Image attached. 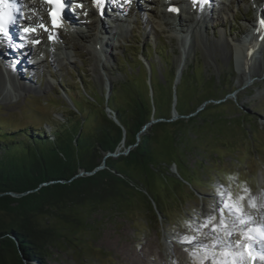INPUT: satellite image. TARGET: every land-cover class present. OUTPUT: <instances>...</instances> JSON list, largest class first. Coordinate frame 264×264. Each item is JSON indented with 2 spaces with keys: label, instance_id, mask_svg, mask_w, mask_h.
Returning <instances> with one entry per match:
<instances>
[{
  "label": "rangeland",
  "instance_id": "374dc122",
  "mask_svg": "<svg viewBox=\"0 0 264 264\" xmlns=\"http://www.w3.org/2000/svg\"><path fill=\"white\" fill-rule=\"evenodd\" d=\"M253 3L225 0L228 14L208 10L207 22L190 28L188 15L173 19L161 1L160 7L152 2L140 13L122 16L124 22L117 25L103 21L107 34L102 32L97 43L96 19L90 17L80 21L88 23L79 31L59 32L53 43L59 50L51 43L46 60L33 59L41 62L34 74L5 81L7 73L0 67V134L9 137L28 130L50 135L59 122L75 120L72 101L88 113L84 117L102 111L110 117L107 99L127 102L137 94L147 102L154 92L157 115H164L179 68L178 111L185 112L193 98L192 106L201 103L211 82L217 90L216 101L201 103L185 118L208 116L214 123L204 131L215 134L198 138L190 129V140L186 136L182 149H176L172 131L155 128L154 156L163 166L142 184L149 198L134 192L118 203L122 213L111 206L93 212L88 228L71 230L67 247L52 250L45 264H140L143 258L144 264H208L216 245L229 243L243 226L257 223L264 229V44L247 68L233 46L255 19ZM146 65L152 69L150 79ZM27 85L30 91L19 89ZM132 148L121 144L115 154ZM259 193L263 197L256 198Z\"/></svg>",
  "mask_w": 264,
  "mask_h": 264
},
{
  "label": "trees",
  "instance_id": "16d2710c",
  "mask_svg": "<svg viewBox=\"0 0 264 264\" xmlns=\"http://www.w3.org/2000/svg\"><path fill=\"white\" fill-rule=\"evenodd\" d=\"M170 83L172 90L173 80ZM211 85L201 103L217 100V90L212 82ZM153 95L147 102L137 94L130 95L127 102L115 97L107 99L106 108L118 123L105 111L84 117L88 113L72 101L75 120L59 122L50 135L33 130L18 137L0 134V264H45L52 250L66 246L71 230L88 228L87 220L93 212L111 206L122 213L118 203L126 202L134 192L148 199L142 184L163 166L154 156L155 128L171 130V145L176 149H182L186 136L190 140V129L198 138L202 133L215 134L213 129L204 131L206 124L214 123L208 116L185 119L201 104L192 106L194 98L183 112L178 111L176 96V112L183 118L167 123L162 121L170 118L173 95L169 96L164 115H157L154 92ZM152 114L162 121L139 136ZM219 120L222 116H218ZM121 144L124 149L133 148L125 156L107 158L103 170L76 178L81 171L89 173L100 166L105 155L114 153ZM11 194L22 196L14 198Z\"/></svg>",
  "mask_w": 264,
  "mask_h": 264
},
{
  "label": "bare ground",
  "instance_id": "6f19581e",
  "mask_svg": "<svg viewBox=\"0 0 264 264\" xmlns=\"http://www.w3.org/2000/svg\"><path fill=\"white\" fill-rule=\"evenodd\" d=\"M259 1H260V3H258L257 0H252V2H254L253 4H255V3L257 4L256 8L254 9L255 19L252 21V24L250 25V29L248 30L247 34H245V37L243 36V39L238 40L237 43L236 42L233 43V46H234L235 50L237 51V57L243 59L242 63H243L245 68H247L249 66V64L253 63V59H255L257 57L258 52L260 51V49H262L263 44H264V26H262L260 24V21L262 19H264V0H259ZM27 4L31 5L32 8L35 6V8H34L35 11L36 10H38L40 12L43 11L40 3L37 0H26L23 3V6H27ZM87 4H88V6L90 8L89 11H88L89 17H91L93 15L96 17V21L94 23V25H95L94 31H96L97 34L94 35L93 40H95V42L97 43L98 42L97 37L102 36V34H101L102 32H105V34H107L106 33V29H104L102 24H103L104 18L107 19L108 17H106L107 15H104L103 17L98 16L97 12L92 8V3L90 2V0L87 1ZM220 4L223 5V3H220ZM161 5L164 6L165 9H167V11H166L167 15L174 19L175 18V16L173 15L174 13L170 12L169 8H168L171 5V3H167V0H164V1L161 0ZM105 6H109V2H105ZM178 7H179V12L180 13L186 14V15L189 16L188 17L189 18V23L191 25L190 28L191 27L193 28L195 26H197V28H198L200 23L204 25L205 22H207L206 13L210 9L208 7H206V5L204 3L201 2V5L196 6V11L190 10V6L189 5H187V4L182 5L180 1L178 2ZM183 8L186 9V11H184ZM222 10L224 12H227L225 14H228V11H229L228 9H225L224 7H222ZM140 12H141V9L137 8V10H135L132 13L136 14V13H140ZM38 20L40 22L44 21V19L41 16V14H39ZM108 20H109V18L106 21H108ZM109 21H111L112 23L117 25L116 24L117 21L112 20V19L109 20ZM156 23H157V27L162 28L161 27L162 26V22L160 21V19H157ZM178 23L179 24L176 25V27L180 28V26H182L183 22H182V20H179ZM31 25L32 24L29 23V22L25 23V26H31ZM81 27L82 26L80 25V23H78L76 21H73V22H71V26L68 29L65 28L64 30L66 31V33L72 34V33L76 32L77 30L79 31V29ZM173 28H175V26ZM190 28H188V29H190ZM80 33L81 32H79V34ZM49 35H52L53 39L54 38H58L57 37L58 36V31H51V33ZM43 40H44V42L47 41V42H45L46 47H51L52 48V44L50 42H48V40H47V35L43 36ZM54 48H55V50H59L55 46H54ZM215 51H217V50H215ZM14 55H16V54H13L11 52L10 48L3 49V50L0 51V67L3 68L5 73H7V78L3 77L5 79V81H9L10 79L11 80L12 79L13 80L20 79V77H19L20 73H21V75H23V74L24 75L25 74H34L35 73V69H33V67H32L33 65L30 62V60L32 58V56H30L31 54L28 55V54L25 53L22 56L19 55V57H16L17 55L16 56H14ZM34 56H35V54H34ZM38 65L39 64H36V66H38ZM181 71H182L181 68H179L178 74H180ZM252 72L256 73L254 71H251V73ZM21 87L22 86H20L19 89L22 90V91H25V92L31 90V87L28 86V85L23 87V88H21ZM258 197H263V196L259 193V194H257L256 198H258ZM258 225L260 226V224H258ZM263 232H264V229H263ZM249 233H250V231H249ZM236 240H238L239 242H242V243H246L247 241L249 242L247 236L244 235V234L239 235L238 239H236ZM263 242H264V240H263ZM246 244L244 246H246ZM231 245H233V244H231ZM216 247H221V245L220 246L216 245ZM263 247H264V243H263ZM228 248H229V246H226L223 249V251L225 249H228ZM255 249H259L260 250V248H258V247H256ZM235 253L237 255H239V257H240V260L238 261L237 264H246L245 257H243V255L241 253V250L240 249H235ZM203 254H206V253H203ZM211 256L213 257V255H211ZM194 257L196 258V256H194ZM151 258L149 256V259H151ZM193 258H191L190 260H194ZM247 258H250V255ZM188 262L189 263H187V261L184 262V263L175 261L176 264H190V261H188ZM142 263L144 264V258H143V260L141 261L140 264H142ZM133 264H134V262H133ZM195 264H197V262ZM254 264H260L259 259H256V263H254ZM261 264H264V261Z\"/></svg>",
  "mask_w": 264,
  "mask_h": 264
},
{
  "label": "water",
  "instance_id": "95a60500",
  "mask_svg": "<svg viewBox=\"0 0 264 264\" xmlns=\"http://www.w3.org/2000/svg\"><path fill=\"white\" fill-rule=\"evenodd\" d=\"M239 63H240V61H239ZM240 67H241V66H240ZM241 69H242V67H241ZM242 71H243V69H242ZM246 74L248 75V73H246ZM149 77H150V74H149ZM176 79H177V81H178V79H179V74H177ZM177 81H176V82H177ZM176 82L174 83V87H173V99H172V115H173V116H172V118L169 119V120H167V121H162V120H160V119H155V118H153V114H154V111H153L152 118H151L150 122L147 123V124L145 125V127L142 128V130L146 129L147 126H151V127H152L153 125H155V124H157V123H160V121H162V122H167V123H173V122L178 121V120H177L178 118H183V117L179 116V115L177 114L176 110H175V106H176V92H175V85H176ZM109 114H110V113H109ZM199 115H200V114H199ZM108 117H109V116H108ZM109 118H111L115 123H118L117 120H116V118L114 117V115H112V113H111V116H110ZM138 141H139V137H137L136 142H138ZM128 153H129V149H128L125 153H123L122 155H121L120 153L115 154V152H114V153H107V154L105 155V157H104V159H103V161H102V163H101L100 166H98V167L95 168L92 172H89V173L84 172V171H81V172L76 176V178H77V177H82V176H91V175L95 174L96 172H98V171H100V170H103V169L105 168V166H106V164H105V160H106L107 158L117 159L118 157H120V156H125V155H127ZM171 166H172V169L175 171V170H176L175 165L172 164ZM11 196L14 197V198H19V197H21L22 195L11 194Z\"/></svg>",
  "mask_w": 264,
  "mask_h": 264
},
{
  "label": "snow or ice",
  "instance_id": "6c2138e0",
  "mask_svg": "<svg viewBox=\"0 0 264 264\" xmlns=\"http://www.w3.org/2000/svg\"><path fill=\"white\" fill-rule=\"evenodd\" d=\"M48 2H52V0H48ZM58 2V0H57ZM93 2L96 4L97 7H100L101 3L103 2V0H93ZM5 3V0H0V33H2L4 36L8 37L9 39H11L9 32H8V25L10 24H14L16 22V17L13 15V13L11 11L5 13L4 9H3V5ZM197 3V0H193V4L195 5ZM172 12H178L177 8H170L169 9ZM53 15V24L55 25V15ZM260 24L262 26H264V19H262L260 21ZM41 27H43V25H41ZM32 29L29 28H24L23 31L24 32H28ZM51 38V37H50ZM34 43H38V41H33ZM242 199V197H241ZM224 207H229L228 204H225ZM231 211V209H229ZM238 210V209H237ZM221 212H223V209L221 210ZM214 219V218H213ZM223 218L221 219V224H223ZM249 239H251V237H249ZM264 258V257H262Z\"/></svg>",
  "mask_w": 264,
  "mask_h": 264
}]
</instances>
